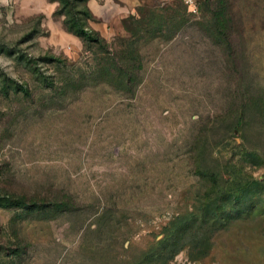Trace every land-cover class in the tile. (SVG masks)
Returning <instances> with one entry per match:
<instances>
[{
    "label": "rangeland",
    "instance_id": "obj_1",
    "mask_svg": "<svg viewBox=\"0 0 264 264\" xmlns=\"http://www.w3.org/2000/svg\"><path fill=\"white\" fill-rule=\"evenodd\" d=\"M86 2L0 0V264H264V0Z\"/></svg>",
    "mask_w": 264,
    "mask_h": 264
},
{
    "label": "crops",
    "instance_id": "obj_2",
    "mask_svg": "<svg viewBox=\"0 0 264 264\" xmlns=\"http://www.w3.org/2000/svg\"><path fill=\"white\" fill-rule=\"evenodd\" d=\"M114 1L115 0H87L85 7L90 15V18L87 20L89 24V30L101 37L106 38L109 36V34L114 32L112 30V25L118 21L117 19L122 13L121 10L116 11L114 9ZM117 1H119V4L124 2L126 4L125 8L128 7L130 10L132 9V5H130L131 0Z\"/></svg>",
    "mask_w": 264,
    "mask_h": 264
},
{
    "label": "trees",
    "instance_id": "obj_3",
    "mask_svg": "<svg viewBox=\"0 0 264 264\" xmlns=\"http://www.w3.org/2000/svg\"><path fill=\"white\" fill-rule=\"evenodd\" d=\"M86 18H87V20L89 19V17H88L87 15H86ZM73 26H74V25H73ZM76 33H77L79 36L85 38L86 40H89V39L91 38V35H90L88 32H86V31H85L83 28H81V27H78V28H77Z\"/></svg>",
    "mask_w": 264,
    "mask_h": 264
},
{
    "label": "built area",
    "instance_id": "obj_4",
    "mask_svg": "<svg viewBox=\"0 0 264 264\" xmlns=\"http://www.w3.org/2000/svg\"><path fill=\"white\" fill-rule=\"evenodd\" d=\"M182 2L188 7L193 8L194 7V0H182Z\"/></svg>",
    "mask_w": 264,
    "mask_h": 264
}]
</instances>
